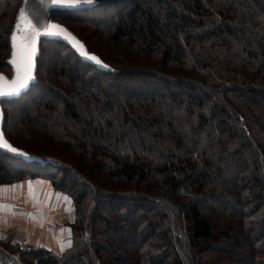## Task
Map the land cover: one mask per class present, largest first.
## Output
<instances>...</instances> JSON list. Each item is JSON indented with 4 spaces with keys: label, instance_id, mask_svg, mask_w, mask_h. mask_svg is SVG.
Returning a JSON list of instances; mask_svg holds the SVG:
<instances>
[{
    "label": "trees",
    "instance_id": "obj_1",
    "mask_svg": "<svg viewBox=\"0 0 264 264\" xmlns=\"http://www.w3.org/2000/svg\"><path fill=\"white\" fill-rule=\"evenodd\" d=\"M24 0H0V73ZM102 63L42 39L1 101L0 186L74 205L61 255L0 234V264H264V0H94L58 10Z\"/></svg>",
    "mask_w": 264,
    "mask_h": 264
},
{
    "label": "crops",
    "instance_id": "obj_2",
    "mask_svg": "<svg viewBox=\"0 0 264 264\" xmlns=\"http://www.w3.org/2000/svg\"><path fill=\"white\" fill-rule=\"evenodd\" d=\"M73 219L72 200L56 192L48 180L0 186V234L7 242L24 249L45 247L61 255L72 243Z\"/></svg>",
    "mask_w": 264,
    "mask_h": 264
},
{
    "label": "water",
    "instance_id": "obj_3",
    "mask_svg": "<svg viewBox=\"0 0 264 264\" xmlns=\"http://www.w3.org/2000/svg\"><path fill=\"white\" fill-rule=\"evenodd\" d=\"M68 5H72V6H68ZM91 4L89 3H84L83 0H61V2L58 3H54L53 0H24L22 8L24 10L25 13V17L24 20H20L19 16H20V12L18 15V19H17V23H20V29L17 30L16 26L14 29V33L17 34L18 36V41L20 38L25 37L26 35H30L31 34V29L28 27V24L26 23V21H31V24L35 26L36 29L39 30L40 35L36 38V51L35 54L33 56V79L29 82V85L27 87V89L22 90L21 93L19 95H12V96H2L0 97V113H2V116H0V131L3 132V124H4V113H3V108L1 106V101L5 100V99H14V98H18L20 96H22L23 94H25L29 88L32 86V84L35 83L36 81V59L39 55L40 49H39V44L40 41L42 39H53V40H59L64 42L66 45L70 46L71 48H73L74 50H76L78 52V54L89 61H92L90 58L91 55H89V53L87 52L85 45L79 41L65 26L54 22L52 20V13L54 11H58V10H80V9H84L89 7ZM16 23V25H17ZM50 25H59L61 26L60 28H51ZM61 29H66V32H63L62 34H55V33H60ZM47 33H54V34H47ZM73 37H75V39H73ZM77 41H79V44L77 43ZM81 45H83V47H81ZM13 46H12V57H13ZM87 52L88 56H85L83 53ZM12 57L8 60V63L14 68V75L12 78H9L8 76H6L3 73H0V76L4 77L5 79L0 81V84H3L5 87H7V84L9 81H13L16 79L17 76V71H16V67L10 63V61L12 60ZM19 59V57H18ZM23 71V69H22ZM4 135V133H3ZM5 138V136H4ZM6 139V138H5ZM8 142V141H7ZM9 143V142H8ZM3 150H5L4 148H1ZM7 151V150H5ZM10 152V151H8ZM12 153V152H11ZM14 154V153H12ZM17 155V154H15ZM19 156H23V155H19ZM25 157V156H23ZM27 158V157H25Z\"/></svg>",
    "mask_w": 264,
    "mask_h": 264
},
{
    "label": "snow or ice",
    "instance_id": "obj_4",
    "mask_svg": "<svg viewBox=\"0 0 264 264\" xmlns=\"http://www.w3.org/2000/svg\"><path fill=\"white\" fill-rule=\"evenodd\" d=\"M54 3L61 2V0H53ZM84 3H93L94 0H83ZM72 6V5H68ZM25 13L24 10H20V20H24ZM28 24V27L31 29V34L26 35L23 38H20L18 41V36L16 33H14L11 37L12 40V46L14 49L12 60L10 61L11 64H13L16 67L17 76L16 79L13 81H9L7 84V87H5L3 84H0V97L2 96H12V95H19L22 90L27 89L29 82L33 79V56L36 51V38L40 35V32L38 29L35 28L34 25L31 24V21H26ZM51 28H60L59 25H50ZM17 30L20 29V23L18 22L16 25ZM66 29H61L60 33L55 34H62L63 32H66ZM47 34H54V33H47ZM75 39V37H73ZM79 44V41H77ZM83 47V45H81ZM85 56H88L87 52L83 53ZM19 57V59H18ZM92 61L96 63H102L96 56L92 55L90 57ZM23 69V71H22ZM5 78L0 76V81L4 80ZM0 116H2V113H0ZM0 148H4L7 151H10L17 155H23L25 157H28L31 159L28 153L23 152L15 147H12L7 140L4 138L3 132L0 131ZM65 245L61 244V251L64 250Z\"/></svg>",
    "mask_w": 264,
    "mask_h": 264
},
{
    "label": "rangeland",
    "instance_id": "obj_5",
    "mask_svg": "<svg viewBox=\"0 0 264 264\" xmlns=\"http://www.w3.org/2000/svg\"><path fill=\"white\" fill-rule=\"evenodd\" d=\"M60 24V23H59ZM62 25V24H61Z\"/></svg>",
    "mask_w": 264,
    "mask_h": 264
}]
</instances>
